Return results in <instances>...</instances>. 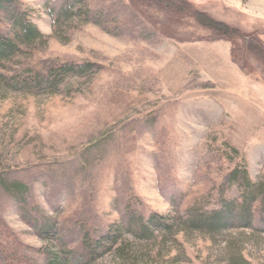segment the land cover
<instances>
[{
  "label": "rangeland",
  "instance_id": "rangeland-1",
  "mask_svg": "<svg viewBox=\"0 0 264 264\" xmlns=\"http://www.w3.org/2000/svg\"><path fill=\"white\" fill-rule=\"evenodd\" d=\"M71 1L73 16L59 21L51 11L65 0L0 2V35L11 7L41 34L0 63V242L7 235L17 257L48 264L113 231L142 248L138 264H228L227 242L264 264L259 201L255 229L216 237L179 232L155 244L133 239L125 221L238 199L225 183L236 166L264 181V0ZM184 3L236 34L218 38ZM62 62L93 68L54 94L11 89ZM114 248L94 264H122Z\"/></svg>",
  "mask_w": 264,
  "mask_h": 264
},
{
  "label": "trees",
  "instance_id": "trees-1",
  "mask_svg": "<svg viewBox=\"0 0 264 264\" xmlns=\"http://www.w3.org/2000/svg\"><path fill=\"white\" fill-rule=\"evenodd\" d=\"M65 2L66 4H62L51 11V16L54 17L55 21L73 16L71 10L74 5L72 1L65 0ZM185 5L186 9L188 7V13L194 17L195 21L200 26L210 30L218 38H230L232 34H236L235 29L213 20L206 13L193 9L190 4L186 3ZM0 8H3L1 3ZM8 13L11 27L9 35H0V63L10 61L15 55L19 54L21 48L35 44V41L41 38V34L24 12L18 9L13 10L11 7ZM249 45L255 49L257 47L260 49L256 41H251ZM92 68L93 64L91 63L62 62L54 64L44 71L32 72V75L27 78L28 80L19 81L20 86L18 82H15L11 89L24 93H33L36 90L54 94L67 76H82L91 71ZM0 69H2V66ZM0 77H4L2 72H0ZM225 183L227 187L236 185L237 188H240L238 199H226L221 193L217 208L204 210L197 207V203H193L183 215L174 217L153 213L147 218H143L134 214L132 216L127 214L125 219L127 229L133 239L155 243L158 238L164 241L166 234L172 236V234L179 232L187 234L193 231L216 237L233 229L253 228V204L259 201L260 210L264 212V181L251 182L246 168L236 166L226 175ZM15 187L21 190L24 185L16 183ZM0 234V237H2L3 233L0 232ZM8 238L7 235H4L5 242L3 244L0 242L1 262L4 264H28L24 258H19L16 255L19 244L15 243L16 241L7 242ZM119 239V235L117 233L115 235L113 231L106 233L101 239H92L85 235L82 251L76 253L78 255L72 252H63V255L53 254L49 258L48 264H94L95 258L112 246L115 247L116 259L119 263L138 264L143 261L145 255L141 253L142 248H137V246H133L131 241L124 239L120 240V243ZM223 252L228 264H247L233 243L229 244L227 242L223 247Z\"/></svg>",
  "mask_w": 264,
  "mask_h": 264
}]
</instances>
